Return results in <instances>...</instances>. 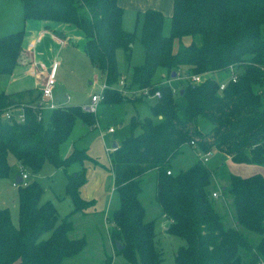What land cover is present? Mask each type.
I'll use <instances>...</instances> for the list:
<instances>
[{
	"label": "trees",
	"instance_id": "1",
	"mask_svg": "<svg viewBox=\"0 0 264 264\" xmlns=\"http://www.w3.org/2000/svg\"><path fill=\"white\" fill-rule=\"evenodd\" d=\"M21 2L25 22L57 23L79 31L84 42L72 44L82 47L107 85L101 103L125 102L117 89L122 77L116 53L124 49L130 58L136 35L123 27L124 9L119 0ZM165 19L159 10L143 13L144 62L133 67L130 81L125 78L126 85L141 93V99L152 97L153 103L152 116H132V134L109 155L118 206L107 219L113 224L110 238L116 254L124 264H165L156 244V223L147 220L140 199L146 175L155 172L156 200L170 221L167 231L186 242L175 253L176 264H264L262 173L243 177L220 167L212 170L200 158L184 170L172 171L173 161L189 146L199 154L217 150L233 163L264 167V0H174L168 36ZM25 35L23 29L0 37V75L15 71ZM158 69L166 71L167 79L183 69L190 76H203L202 83L187 81L179 90L186 102L183 119L178 92L167 83L153 81ZM223 72H231L237 81L229 80L220 91L222 82L213 77ZM157 92L159 98L154 97ZM39 97L25 103L23 92L0 95V179L10 176L11 154L32 176L47 162L65 172L79 163V171L66 172L65 194L74 208L58 223L53 203H40L43 189L36 181L19 185L18 227L8 209L0 210V264H62L78 256L87 241L70 237L71 217L95 212V201L81 194L88 182L85 163L93 162L92 158L77 146L65 158L60 153L78 120L94 131L97 117L81 106L57 107L45 125L37 117ZM21 104H26L25 122L3 118L8 108ZM136 130L140 132L134 134ZM215 177L226 184L218 186ZM214 192L220 194L217 202ZM242 229L259 235L258 242ZM45 233L49 237L41 240ZM117 241L123 246L121 251ZM111 263L110 258L106 260Z\"/></svg>",
	"mask_w": 264,
	"mask_h": 264
},
{
	"label": "rangeland",
	"instance_id": "2",
	"mask_svg": "<svg viewBox=\"0 0 264 264\" xmlns=\"http://www.w3.org/2000/svg\"><path fill=\"white\" fill-rule=\"evenodd\" d=\"M11 8H13L14 15H17L21 10L20 6H12ZM131 11L126 9L123 19L124 29L136 35L130 58L124 49L120 48L116 53L118 71L120 76L125 77L127 81H130L132 78L133 67L142 65L145 58V51L140 40L143 14ZM170 26L171 19L170 17H166L164 27V34L166 36L169 35ZM188 41L189 39L185 42ZM67 67L75 73V88L71 90V88H61L59 85L55 87L52 101L44 105L43 122L45 125L49 123L52 109L50 106L52 104H56L57 106L58 102L66 98L69 99L70 96V101H68L69 105L81 104V107L84 108L83 105L91 101V96L94 93H101L102 91V84L98 81L95 82L92 68L84 63H80L78 58H74ZM165 73L166 71L164 69H158L153 81L155 83H167L178 92V94H176V100L178 103L179 115L183 119L185 117L184 108L186 102L184 97L179 94V90L186 84L187 77L190 75L183 69L178 73L177 77L171 76L170 79H167L166 76H164ZM213 78L219 83H226L232 78V73L223 72L215 75ZM93 80L94 83L91 84ZM118 83H120V81ZM121 92L124 97V103H100L96 112H93L99 119L97 129L90 131L89 128L82 125L81 120H78L69 138L61 145V156H68L71 153L72 145L75 143L77 147L84 148L92 158L93 162L88 161L85 163L88 172V182L82 191V196L87 200H94L96 209L91 216H85L80 213V215L78 214L71 217L74 228L70 233V237H85L87 246L78 256L66 259L62 264H106V260L109 258L112 260V264H124L123 257L116 254L115 246L110 238V231L113 224L107 219L108 215L112 213V210L118 206L116 195L114 197L113 194L114 175L110 169L109 154L113 149L114 142H120L132 134L130 127L132 116H135L136 119L152 116L150 106L153 103V98L143 97V99H141V93L135 87L126 84L123 89H121ZM111 128L114 133L110 132ZM139 132L140 130H136L134 134H138ZM194 149L195 147L193 149L186 148L184 156H180V158L178 157L173 161V173L188 168L193 162L198 160L199 155L201 158L205 157L206 154H199L196 149L193 153L192 151ZM224 156L225 155L215 150L208 157L209 160L205 164L212 170L220 167L225 172L229 171L243 177L259 172L264 174V167L236 164L231 162L228 157ZM9 163L11 166L10 176L0 179V210L8 209L12 222L18 227V188L14 187L13 183L16 176L18 174L21 175V170L19 163L12 154L9 156ZM80 167L79 163L73 164L66 172L74 173L79 170ZM66 172L61 168H56L52 163L47 162L38 175L32 176L30 174L32 178H29V181H36L43 189L40 203L51 202L56 207L58 212V223L70 214L74 208L72 199L65 194ZM214 174L216 175V172H214ZM214 181L217 182L218 186L226 184L224 180L218 177H215ZM143 188L144 191L140 199L147 211V220H154L156 223V244L163 251L164 263L176 264L174 259L175 253L178 248L184 246L186 242L178 236L171 235L166 230L168 227V220L160 213L161 209L156 200L155 172H150L149 175H146ZM213 200L217 202L219 198H213ZM225 204L228 205L229 202ZM225 204L224 207H226ZM219 207H222V205ZM242 230L254 243L258 242L259 235L245 229ZM49 235L50 233H45L40 239L44 240L48 238Z\"/></svg>",
	"mask_w": 264,
	"mask_h": 264
},
{
	"label": "crops",
	"instance_id": "3",
	"mask_svg": "<svg viewBox=\"0 0 264 264\" xmlns=\"http://www.w3.org/2000/svg\"><path fill=\"white\" fill-rule=\"evenodd\" d=\"M173 1L174 0H119V5L124 9V14L126 12V9H128L129 11L133 10L131 12H136L139 14H143L148 9H155L162 12L166 18V17H171L172 15ZM12 6H20L21 10L17 15H14L13 8H11ZM0 7H2L0 8L1 9L0 37L23 29L25 30L26 33L23 50L19 57V61L15 71L10 75H0V95L2 93L13 94V93L23 92L22 101L25 103H31L38 96H40L41 88L44 84L46 74L40 71L35 72V66H34L35 62L39 64H44L48 68L54 62H59L58 69L56 70V80H57L56 86L59 85L61 88L64 87L71 88V90L75 88L74 87L76 84L75 73L72 70L68 69L67 67L68 65H70V63L74 58H78L80 63H84L88 67L92 68V70L94 71L93 77L95 78V82L98 81L102 85L104 84V79L103 80L101 79L99 72L97 71V68L93 65L92 61L84 52L82 47L81 46L76 47L72 44V42H75L81 45L84 42L83 36L75 28L70 27L68 25H62V24L50 23L44 21L25 22L23 19V4L21 0H0ZM187 39L189 38H186L185 41ZM189 41L191 40L189 39ZM189 41L185 43L189 44L190 43ZM93 83L94 80L91 84ZM68 101H70V96L69 99L66 98L63 101L58 102L57 107L82 106L81 104L69 105ZM88 104L83 105L84 108ZM98 125H99V119L97 117V127ZM111 133L114 132L112 131ZM120 142H114V143L118 145ZM74 146H76L75 143L72 145L71 151L73 150ZM187 148L193 149L190 146ZM194 151L195 149L192 152L194 153ZM66 156L67 155L65 156L62 155L63 158H65ZM262 175L264 176L263 173ZM30 178L32 177L30 176ZM87 178H88V172H87ZM29 182L31 181L28 180V183ZM15 183L17 184L22 183V177L20 174L16 176L15 181L13 183V186L17 187L14 185ZM66 183H67V176H66ZM85 186L82 188V191L84 190ZM113 194L115 197L114 183H113ZM78 214L80 215V213ZM92 214L85 216H91ZM169 224L170 221L168 220V225Z\"/></svg>",
	"mask_w": 264,
	"mask_h": 264
},
{
	"label": "built area",
	"instance_id": "4",
	"mask_svg": "<svg viewBox=\"0 0 264 264\" xmlns=\"http://www.w3.org/2000/svg\"><path fill=\"white\" fill-rule=\"evenodd\" d=\"M35 66V72H42L45 73V81L44 84L41 88V94L40 97L38 99V106H37V117L38 120H43V111L45 109L44 105L46 103H49L52 101L53 97H54V91H55V87L57 84V80H56V70H57V66H58V62H54L49 68L46 67L44 64H39L37 62L34 63ZM232 82H236L237 81V77L235 75H232V78L230 79ZM187 81L193 84H200L204 81L203 76L201 75H192V76H188L187 77ZM125 77H122L118 86V90L121 91V89H123V87L125 86ZM107 87V85L104 83L102 85V91L101 93H94L91 96V101L90 103L84 108L89 112H96V109L98 107V105L101 103L103 95L102 92L104 91V89ZM226 87V83L222 82L220 84L219 90L222 91L224 90ZM147 90L143 91V93L146 95L147 94ZM160 92H157L155 94L154 97L159 98ZM25 107L26 104H21V105H17V106H11L10 108H8L4 114H3V118L7 121H15V122H19V123H23L26 120V114H25ZM50 108H52L51 110L57 108V106L55 104H52L50 106ZM113 129H110V132H112ZM193 144V143H192ZM113 151V150H112ZM211 155V153H207L205 155L204 158H201V156H199L200 160H202L203 163H206L209 160V156ZM20 170H21V177H22V183L21 184H17L15 183V186H19V185H27L28 184V180L30 178L29 172L24 168L20 166ZM168 175H170L172 173L171 170H168ZM213 198H219L220 194L218 192H214L213 194Z\"/></svg>",
	"mask_w": 264,
	"mask_h": 264
},
{
	"label": "water",
	"instance_id": "5",
	"mask_svg": "<svg viewBox=\"0 0 264 264\" xmlns=\"http://www.w3.org/2000/svg\"><path fill=\"white\" fill-rule=\"evenodd\" d=\"M172 77H177V73H173ZM116 148H117V144L114 143L113 149H116ZM115 245L118 251H121L123 249V246L118 241L115 242Z\"/></svg>",
	"mask_w": 264,
	"mask_h": 264
}]
</instances>
